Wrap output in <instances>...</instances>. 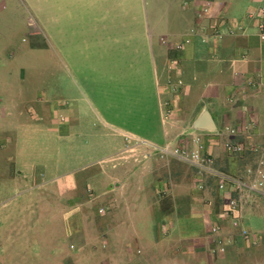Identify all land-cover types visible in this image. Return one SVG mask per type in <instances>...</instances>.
<instances>
[{
	"label": "rangeland",
	"instance_id": "rangeland-1",
	"mask_svg": "<svg viewBox=\"0 0 264 264\" xmlns=\"http://www.w3.org/2000/svg\"><path fill=\"white\" fill-rule=\"evenodd\" d=\"M153 2L131 0L129 8L117 6L114 12L128 14L133 31L141 33L161 19L160 8ZM42 3L0 0V264H63L64 257L76 264L74 260H79L82 252L85 257L94 252L121 264L149 256L148 264H264L263 215L248 216L244 221L252 240L258 237L256 243H240L234 237L225 254L215 255L208 232L210 222L199 218L202 213L193 211L188 199L175 197L178 211L173 209L167 219L161 212L159 220L152 213L154 204L147 206L138 200L139 194L117 192L112 205L107 194L101 195L108 191L109 177L123 172L122 167L112 169L106 145L120 146L123 140L107 130L98 117L73 118L77 101L84 97L74 79V8ZM59 11L64 16L57 18ZM104 25L113 27V32L127 26ZM165 34L161 27L156 30L157 36ZM79 114L83 116V109ZM150 156L148 160L156 157ZM174 162L184 169L188 180H173L170 191L162 184L155 186L147 174H155L153 169L158 166L164 168L166 177L169 170L166 163L161 167L150 160V169L143 170L145 177L140 184L145 199L164 200L176 189L183 194L197 189L193 170ZM72 179L75 189L65 190ZM125 196L131 201L124 202L121 198ZM215 202L212 200V208L220 207L219 213L222 204ZM259 205H264V200L255 201L252 207ZM73 226L75 230L82 226L84 240L89 230H99L104 238L85 240L83 247L79 235L67 233ZM157 227L169 230L161 242L155 241ZM228 232V228L223 230L225 236L233 235ZM200 234L202 238L194 240L191 248L179 256V252L174 253L180 240L191 241ZM17 237L20 240L16 242Z\"/></svg>",
	"mask_w": 264,
	"mask_h": 264
},
{
	"label": "crops",
	"instance_id": "crops-1",
	"mask_svg": "<svg viewBox=\"0 0 264 264\" xmlns=\"http://www.w3.org/2000/svg\"><path fill=\"white\" fill-rule=\"evenodd\" d=\"M150 2L160 8L161 19L141 33L133 31L132 19L128 14L114 12L117 6L129 8L131 0H43L42 5L74 8L72 19L77 24L73 37L74 79L80 84L84 97L77 101V112L73 115L72 111L73 118L83 120L90 115L98 117L107 130L118 134L123 140L120 146L106 145V150L111 151L107 161L113 163L112 169L122 167L123 172L122 175L116 173L109 177L108 191L101 195L107 194L112 205L115 203L113 195L117 192L123 195L126 192L139 194L138 200L141 199L147 206L154 204L152 213L159 220H162L161 212L163 219H167L173 209L178 211L175 197L188 199L190 208L202 213L199 218H204L211 225L212 217L220 209L214 206V212L212 200L216 201L215 205L222 204L221 210L224 209L221 194L216 192L213 183L208 184L209 179L206 178L203 191L194 187L183 194L181 189H176L174 193H168L172 194L168 199H145L140 184L145 177L143 170L150 169V160L160 166L162 162L166 163L169 170L166 177L163 175L164 168L158 166L153 169L155 174H147L146 177L155 186L162 184L170 191L173 180L183 182L188 177L174 160L161 161L157 157L148 160L151 156L146 148L129 144L124 136L163 146L167 143L179 144L183 136L199 135L218 170L234 176L243 175L245 168L254 164V155L245 152L239 156H229L222 148L225 137L219 136L218 132L225 126H231L238 130V142L264 145V41L258 37L259 18L256 16L264 8V0ZM204 7H209V12L201 15ZM63 16L59 11L56 17ZM262 19L264 21V16ZM111 23H125L127 26L121 32H113L110 30L113 27L104 25ZM159 27L165 30V35H156ZM162 38L167 41L166 44L161 42ZM186 38L190 39V43L176 50L175 44ZM59 47H62L60 42ZM171 61L175 66L169 71ZM168 81H171V86ZM80 109H83V116L79 114ZM204 111L210 114L214 131L194 130V122ZM100 148H105V145ZM139 166L140 173H137ZM192 176L196 184L198 177L195 174ZM180 177L184 178L181 180ZM98 181L103 182L102 179ZM206 183L208 186H205ZM75 187L74 179L65 184L68 191ZM121 199L131 201L126 196ZM263 200L264 192L253 195L243 211V225L248 216H264V205L252 207L255 201ZM153 201L155 203H151ZM221 225L223 230L228 228L229 234H235L228 221H223ZM70 229L67 233L79 235L83 247L86 246L85 240L95 241L94 238L98 236L104 238L99 230H89L84 240L82 226L77 230L75 226ZM168 231H160L157 227L155 241L161 242ZM202 236L200 234L191 241L183 238L174 253L181 255L192 247L194 240L199 241ZM133 237L139 238L136 233ZM18 239L15 238L16 242ZM236 241L241 243L239 238ZM83 253L79 260H74L76 264H121L118 260L105 259L94 252H90L88 257ZM149 259L150 256L146 260L135 257L131 262L148 264ZM63 262L70 264V259L64 257Z\"/></svg>",
	"mask_w": 264,
	"mask_h": 264
},
{
	"label": "built area",
	"instance_id": "built-area-1",
	"mask_svg": "<svg viewBox=\"0 0 264 264\" xmlns=\"http://www.w3.org/2000/svg\"><path fill=\"white\" fill-rule=\"evenodd\" d=\"M209 12V7L201 10V15ZM250 18L252 15H249ZM259 18L257 23L258 37L264 41V8L256 15ZM220 36V35H218ZM161 42L166 44L167 41L162 38ZM190 39L186 38L183 42L175 44L176 50H181L185 44H189ZM175 63L170 62L168 70L174 69ZM171 86V81H168ZM219 136H224L222 148L229 156H239L245 152L254 155L255 160L252 166L245 168L243 175L234 176L215 167L214 158L208 151L207 146L199 135L183 136L179 144L167 143L163 146H154L143 140L124 136L126 142L136 147L143 146L151 155L154 154L159 160H174L189 166L194 174L198 177L196 190L203 191L204 180L210 179L216 192L220 193L221 200L224 202V209L212 217V223L209 226L210 243L213 246L215 255H223L227 248L233 243L235 238H239L245 243H256L257 236L252 240L249 230L243 225V211L251 202L254 194H263L264 192V145H244L236 140L238 130L231 126L223 127ZM133 147V146H132ZM147 154V153H146ZM228 221L235 234H223L221 223ZM251 238V239H250ZM251 240V241H250Z\"/></svg>",
	"mask_w": 264,
	"mask_h": 264
},
{
	"label": "water",
	"instance_id": "water-1",
	"mask_svg": "<svg viewBox=\"0 0 264 264\" xmlns=\"http://www.w3.org/2000/svg\"><path fill=\"white\" fill-rule=\"evenodd\" d=\"M194 130L214 131L215 125L210 114L204 111L193 124Z\"/></svg>",
	"mask_w": 264,
	"mask_h": 264
},
{
	"label": "trees",
	"instance_id": "trees-1",
	"mask_svg": "<svg viewBox=\"0 0 264 264\" xmlns=\"http://www.w3.org/2000/svg\"><path fill=\"white\" fill-rule=\"evenodd\" d=\"M207 183H208V184H209V183H212V181L209 179V181H208ZM207 183L205 184V186H208Z\"/></svg>",
	"mask_w": 264,
	"mask_h": 264
}]
</instances>
